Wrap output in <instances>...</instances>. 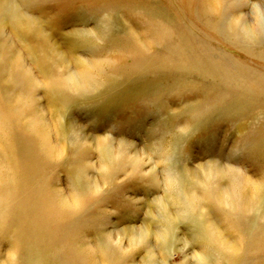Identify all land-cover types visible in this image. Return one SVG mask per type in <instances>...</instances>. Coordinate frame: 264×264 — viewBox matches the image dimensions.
Wrapping results in <instances>:
<instances>
[{
    "label": "rangeland",
    "instance_id": "rangeland-1",
    "mask_svg": "<svg viewBox=\"0 0 264 264\" xmlns=\"http://www.w3.org/2000/svg\"><path fill=\"white\" fill-rule=\"evenodd\" d=\"M14 2L27 18L41 24L42 30L47 32L46 34H49L48 36L66 54L67 65L69 64L72 71H76L74 58L81 57L88 62L104 60L110 56L111 59L118 58L116 53L126 50L131 44L129 40L131 30L142 43H149L154 39L155 29L163 26V32L166 30L171 35L184 34L185 38L188 34L192 35L203 45V49L209 54L212 53L214 58L224 59L223 62L227 64L225 72L232 80L233 66H238L237 58L255 73L264 75V63L260 62L261 60L249 59L242 49H232L227 47L228 45L216 43L218 41L212 42L213 39H208L205 35L207 32L205 27L192 25V18L188 17L187 8L180 0H14ZM197 3L201 16H206L203 10L206 0H198ZM227 8L229 15L222 22L223 29L224 27L226 29L233 17L243 21L248 28L256 27L258 21L264 26V0H228ZM9 28L7 26V40L10 39L9 42L22 53L26 65L41 81L42 77L34 60L30 58L28 47V44L30 46L36 42L33 38L27 37V43L20 44L21 41H18L20 33L13 35L14 30ZM174 41L178 42V39ZM83 42L86 46L85 44L83 46ZM24 46H27L25 50ZM250 47H259L257 48L259 51H264V43L260 45L253 43ZM69 49L74 50L72 54ZM141 51L145 58L138 56L136 62L133 59L129 61L121 59L120 61L126 64L125 67L119 61L120 67L106 71L108 83L105 88L95 87L96 89L93 88L85 94L73 96L62 92L61 99L64 97V100L53 104L44 90L38 93L45 118L53 130L51 141L58 149L55 164L39 161L41 155L37 154L40 151L34 142L26 144L29 139L25 130L16 128L13 135L9 137L4 135V140H7L10 146L16 147L17 143L21 142L17 148L25 150V145H30L31 150L28 147V153L36 159L33 166L37 168L42 165L41 167L46 168L44 172L51 185L49 191L53 188L60 190L66 198H72V193L77 188L86 190L93 186L94 180L100 178L99 172L96 171L100 166V154L98 149L91 145L92 140L99 137L108 138L112 148L124 146L129 148V153L151 163L150 167L145 169L146 171L154 169L160 181V185L154 187L141 183L139 179H126L113 190L107 187L101 209L88 206L90 210L85 218L87 224L79 230V234L77 230L72 235L65 234L72 232L71 224L74 221L57 218L59 225L57 227L63 230L64 237L61 239L59 232L54 241L45 242H49L50 245L41 243L40 246L48 249V252L44 253L40 264L72 262L74 251L83 245L99 246V234L103 231L111 234L113 242H117L120 231L132 226L142 227L146 223L150 224L153 219L148 212L152 210L158 214L154 202L161 197L166 201L170 179L174 181L175 186L181 185L187 189L188 193L203 195L201 187L187 177L185 170L195 171L202 176V169L216 165L226 171L236 170L254 182L264 180V101L261 100L264 94L257 98L243 91L238 92L239 94L232 93L207 72L185 65L182 55L171 56L168 45L163 44L161 47L157 44L153 50L145 46ZM60 124L71 126L76 131H81L82 128L83 132L94 138L88 139L90 148L86 143L85 148L74 147L68 135L58 130ZM167 147L171 153L169 164L166 166L164 162L162 164L160 156ZM93 163L95 167L87 166ZM119 178L124 177L121 175ZM90 179H93V182ZM75 182L77 184L74 186ZM221 186H229V182L224 181ZM207 203L203 202V206L205 205L212 218L220 223L214 206ZM167 208L171 213L176 212L173 207ZM263 208L262 203L261 212H264ZM90 214L92 218L97 219L93 221L89 218ZM263 219L264 217L260 224L264 226ZM65 226H69V229ZM194 230L192 220L179 215L175 223V235L169 245L167 244L168 253H162L160 249L155 248L156 243H153L158 261H163V264L166 262L182 264L186 256L188 264H194L193 252L203 254L202 248L191 240L190 235ZM0 234H2L1 263L7 261L12 239H9L6 233H1V230ZM228 234L230 237L231 234ZM186 241L190 243L189 246L184 243ZM127 245V240H123V248ZM249 245L246 241L238 243L240 252L243 251L246 255L242 256L238 264L261 262L260 255L264 251L256 248L252 250ZM252 251L259 255V258L255 259L260 260L253 258L250 254ZM57 252L58 256H55ZM143 255V252L131 253L122 258L121 264H140ZM227 260L228 258L221 262L218 258L216 261L228 264Z\"/></svg>",
    "mask_w": 264,
    "mask_h": 264
},
{
    "label": "bare ground",
    "instance_id": "bare-ground-1",
    "mask_svg": "<svg viewBox=\"0 0 264 264\" xmlns=\"http://www.w3.org/2000/svg\"><path fill=\"white\" fill-rule=\"evenodd\" d=\"M197 1L180 0L187 8L188 17L192 18V25L196 26L197 24L205 27L207 30L205 35L208 36V39L212 38V42L218 41L216 43L220 45H228L227 47L232 49H242L249 59H259L264 63V51H259L257 49L259 47H250L253 43L259 45L264 43L263 24L258 21L256 27L248 28L243 21L233 17L226 29L225 27L223 29L222 22L229 15L228 0H206V4L202 6L207 17L201 16ZM203 3L205 2L203 1ZM7 26L14 30L13 33L11 31L13 35L20 33L18 36L20 44L25 43L27 37L33 38L36 42L34 45L29 46L28 44L30 52L28 49L26 51L31 54L30 58L34 60V64L38 68L42 77L41 81L26 65L22 53L17 51L12 42H9L10 39L7 40ZM41 27L39 22L27 18L14 0H0V230L1 233H6L7 237L12 239L7 261L0 264H40L44 253L48 252V249H43L40 246L41 243L50 245L49 242H45L47 240L54 241L59 232L62 236L61 239L64 237L63 230L57 227L59 226L57 218L74 221L71 224L72 232L65 234L72 235L75 230L79 234V230L87 224L85 218L89 214L88 206L99 207L100 210L101 204H104L107 187L113 190L115 186H119L118 184L123 183L126 179H139L141 183L154 187L160 185L155 170L146 171L145 169L151 163L144 162L136 154L129 153V148L124 146L117 149L112 148L111 141L106 137H99L95 140L83 132L82 128L81 131H76L71 126L60 124L58 130L68 135L70 143L74 147L85 148L87 144L90 148L88 139H94L91 145L98 149L100 154V166L95 168L99 172L100 178H96L93 186L86 190L75 189L72 198L63 197L61 191L55 188L49 191L51 185L48 183L46 172H44L46 168L45 166L41 167L42 165L37 168L33 166L36 159L28 153V147L31 150L30 145L24 144L25 150H21L17 148L21 142H16V147H13L7 140H4V135L6 137L13 135L16 128L25 130L29 139L26 144L34 142L35 147L40 151L37 154L41 155L39 161L55 164L54 159L57 157L58 149L57 145L51 141L53 130L50 128L40 104L38 93L41 90L46 92L50 103L53 104L64 100V97L61 99L62 92L73 96L85 94L95 87L105 88L108 83L106 71L120 67V62L125 67L126 64L120 61L121 59L124 61L133 59L136 62L138 56L144 57L141 49L145 46L153 50L157 44L161 47L165 44L168 45L171 56L182 55L185 65L207 72L232 93L239 94L243 91L251 93L254 95L252 97L257 98L264 94V75L255 73L247 64L240 62L239 58L236 63L238 66H233L232 75L234 78L232 80V77L225 72L227 64L223 62L224 59L214 58L212 53L209 54L207 50L203 49V45L192 35H186L187 38L184 34L171 35L166 30L163 32V26L155 29L154 39L148 41L149 43H142L131 30L129 39L131 44L126 50L116 53L119 59H111L110 56L104 60L88 62L81 57L74 58L76 71L69 68L66 54ZM177 39L178 42H173ZM82 44L84 46L85 42ZM26 47H23L24 50ZM72 49H69L71 54L74 51ZM167 62L169 61L167 60ZM261 100L264 101V97ZM2 146H6V148H2ZM170 153L171 150L167 147L164 154L160 156L162 164L163 162L166 166L169 164ZM87 166L95 167V163ZM202 172L203 174L200 176L195 171L185 170L187 177L201 187L203 195L197 196L193 192L188 193L189 191L187 192V189L181 185L175 186L173 180H168L170 191L167 188L166 201H163V197H161L154 202L158 214L152 210L148 212L153 219L150 224L146 223L142 227L132 226L117 232V242H113L111 234L103 231L99 234V246L83 245L82 248L74 251L72 262L67 264H121L123 257L139 252L144 253L140 264H163V261H158L155 248L160 249L164 254L168 253L169 246L167 244L169 245L175 235V223L178 221L179 215L192 220L195 230L190 235L191 240L203 250V254L193 252L194 264H219L227 258L226 263L238 264L242 256L245 255L243 251L240 252L238 246V243L242 241L250 244L249 247L252 250L256 248L264 251V226L260 224L264 217V212H261V205L264 204V180L254 182L236 170L226 171L216 165L202 169ZM121 175H123V179L119 178ZM90 180L93 182V179ZM224 181L229 182V186H221ZM178 183L180 184V182ZM76 184L75 182L74 186ZM170 193L172 194L168 197ZM203 202L214 206L220 223L212 218L206 206H203ZM167 206L176 209L177 213H171ZM91 215L89 218L93 220ZM65 227L69 229V226ZM228 233L231 234L230 237L237 236L238 238H230ZM0 235L2 236V234ZM123 240L128 242L126 248H123ZM153 243H156L155 248ZM184 243L190 245L187 241ZM262 253L260 255L261 262L254 261L251 264H264V252ZM250 254L254 259L259 258L256 252L252 251ZM54 255L58 256V252L57 255ZM214 258L221 259V262ZM182 264H188V257L184 256Z\"/></svg>",
    "mask_w": 264,
    "mask_h": 264
}]
</instances>
